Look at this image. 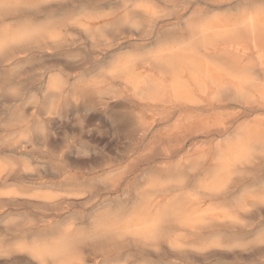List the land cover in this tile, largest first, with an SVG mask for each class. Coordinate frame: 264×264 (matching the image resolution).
Returning <instances> with one entry per match:
<instances>
[{
  "label": "clouds",
  "instance_id": "obj_1",
  "mask_svg": "<svg viewBox=\"0 0 264 264\" xmlns=\"http://www.w3.org/2000/svg\"><path fill=\"white\" fill-rule=\"evenodd\" d=\"M0 264H264V0H0Z\"/></svg>",
  "mask_w": 264,
  "mask_h": 264
}]
</instances>
